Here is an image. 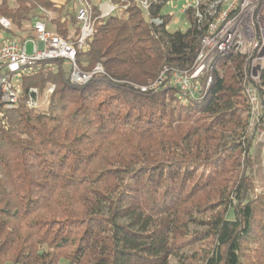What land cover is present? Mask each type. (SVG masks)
<instances>
[{
  "label": "trees",
  "instance_id": "16d2710c",
  "mask_svg": "<svg viewBox=\"0 0 264 264\" xmlns=\"http://www.w3.org/2000/svg\"><path fill=\"white\" fill-rule=\"evenodd\" d=\"M167 1L148 0L147 14L112 0L104 17L93 3L75 63L106 75L74 85L66 60L44 61L15 105H0V264H264V65L251 131L243 54L218 59L198 105L171 86L139 92L163 65L192 64L208 21L202 0L200 19L189 7L187 28L167 31ZM0 17L20 40L34 20L70 41L79 32L75 0H0ZM47 83L46 107H28V90Z\"/></svg>",
  "mask_w": 264,
  "mask_h": 264
},
{
  "label": "built area",
  "instance_id": "2783aa9c",
  "mask_svg": "<svg viewBox=\"0 0 264 264\" xmlns=\"http://www.w3.org/2000/svg\"><path fill=\"white\" fill-rule=\"evenodd\" d=\"M76 1V20L79 32L74 41L67 40L47 28L42 20L32 23L33 36L18 39L0 33V105L11 108L15 105L23 75L38 68L40 63L64 59L70 65L69 82L83 84L94 76L106 75L103 66L96 63L91 70L83 71L75 63L76 51L84 49L87 39L93 34V5L90 0ZM202 0H183L178 11L184 14L189 7L195 15L202 17L198 7ZM98 4L99 17L117 11L112 0H102ZM147 12L148 0H139ZM208 21L199 40V47L192 64L187 68L163 65L157 77L150 83L136 86L139 92L152 93L167 86L174 88L177 101L181 104H200L206 98L212 85L217 61L230 53L243 54L248 60L241 83V91L249 105L250 126H254L262 109L259 93V74L264 65V0H212L203 2ZM124 8V7H122ZM175 8V4L171 6ZM41 12L48 14L44 10ZM155 24L161 23L158 17H151ZM2 29L11 28L5 17H0ZM32 50L27 52V45ZM53 85L48 92L51 93ZM38 89L30 88L26 104L30 108H40Z\"/></svg>",
  "mask_w": 264,
  "mask_h": 264
},
{
  "label": "rangeland",
  "instance_id": "374dc122",
  "mask_svg": "<svg viewBox=\"0 0 264 264\" xmlns=\"http://www.w3.org/2000/svg\"><path fill=\"white\" fill-rule=\"evenodd\" d=\"M91 3H92V1H91ZM174 4H175V8H171V6H173ZM177 4H179L178 0H174V1H170L169 0V1H167L166 5H165L166 7H164L165 10H167L172 15V18H171L170 22L166 26L167 31H173V30H176V29L183 31L188 26L186 20L184 19L183 14H181L178 11L179 5H177ZM92 5H93V3H92ZM96 5H98V4H96ZM75 6H76V1H75ZM262 12L264 14V6H263V9H262ZM263 24H264V19H263ZM51 30H53V29H51ZM31 50H32V44L29 43L27 45V52L30 53ZM51 86H52V84L47 83L42 89H38L39 93H38L37 100H38L39 106H40L39 109H43V108L46 107V105L48 103L49 95L51 94V93L48 92V90H49V88ZM253 127H254L253 125L250 126L249 131H251ZM258 139H262L263 144H264V132L259 134ZM230 140L231 139L227 138V139L224 140V142H226V144H227L228 142H230ZM262 155H263V172H262L261 176L257 179V182H259V185H261L263 187V189H264V145H263V148H262ZM169 262H170V264H177V262H176L174 257H171ZM62 264H64V263H62Z\"/></svg>",
  "mask_w": 264,
  "mask_h": 264
},
{
  "label": "crops",
  "instance_id": "0c3cea01",
  "mask_svg": "<svg viewBox=\"0 0 264 264\" xmlns=\"http://www.w3.org/2000/svg\"><path fill=\"white\" fill-rule=\"evenodd\" d=\"M91 1L94 4H101V5H103L102 0H91ZM178 1H179V4H177V5L180 6L183 0H178Z\"/></svg>",
  "mask_w": 264,
  "mask_h": 264
}]
</instances>
